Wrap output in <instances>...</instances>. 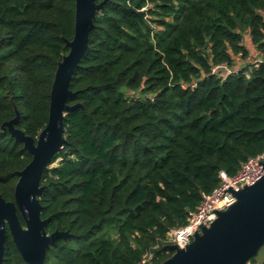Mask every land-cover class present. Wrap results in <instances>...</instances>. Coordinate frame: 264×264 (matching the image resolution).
I'll list each match as a JSON object with an SVG mask.
<instances>
[{"label":"trees","instance_id":"1","mask_svg":"<svg viewBox=\"0 0 264 264\" xmlns=\"http://www.w3.org/2000/svg\"><path fill=\"white\" fill-rule=\"evenodd\" d=\"M75 1L0 0L6 200L32 155L3 124L17 111L35 141L46 126ZM94 22L70 82L68 103L81 105L65 113L67 143L39 196L46 230L71 235L44 264H141L150 253L160 263L220 172L264 152V0H105ZM257 256L246 264H264ZM3 264H29L8 228Z\"/></svg>","mask_w":264,"mask_h":264},{"label":"water","instance_id":"2","mask_svg":"<svg viewBox=\"0 0 264 264\" xmlns=\"http://www.w3.org/2000/svg\"><path fill=\"white\" fill-rule=\"evenodd\" d=\"M105 0L75 1V33L66 40L69 52L58 63L51 89L49 117L46 126L35 138L15 126L19 113L6 122L12 136L23 142L31 153V161L18 171L14 200L0 194V264H3L7 228L23 259L29 264H44L48 249L58 238L66 239L71 233L56 229L46 230L50 218H42L43 205L39 196L44 170L51 158L67 143L65 113L79 107L69 104L78 91L70 82L89 45V35L95 29V16L104 7ZM233 191V190H232ZM236 201L218 211L210 226H202L193 240L183 247L169 244L172 255L160 263L151 264H246L257 256L264 246V175L251 185L233 191ZM20 216L24 223H22Z\"/></svg>","mask_w":264,"mask_h":264},{"label":"built area","instance_id":"3","mask_svg":"<svg viewBox=\"0 0 264 264\" xmlns=\"http://www.w3.org/2000/svg\"><path fill=\"white\" fill-rule=\"evenodd\" d=\"M264 175V152L249 158L231 176L225 171L220 172V184L204 199L195 211L189 212V219L185 225L173 228L169 234V244L185 246L193 240L194 234L200 231L202 226H210L217 218L218 211L225 210L236 201L233 191H238L245 185H251ZM233 190V191H232ZM153 253L144 258L141 264H151Z\"/></svg>","mask_w":264,"mask_h":264},{"label":"rangeland","instance_id":"4","mask_svg":"<svg viewBox=\"0 0 264 264\" xmlns=\"http://www.w3.org/2000/svg\"><path fill=\"white\" fill-rule=\"evenodd\" d=\"M264 261V248L259 250L258 256H257V262L262 263ZM49 264H51V261H49Z\"/></svg>","mask_w":264,"mask_h":264}]
</instances>
